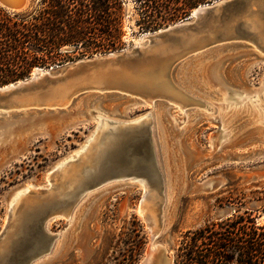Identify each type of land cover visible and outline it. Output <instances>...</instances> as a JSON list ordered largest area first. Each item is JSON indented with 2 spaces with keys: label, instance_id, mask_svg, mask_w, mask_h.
<instances>
[{
  "label": "rangeland",
  "instance_id": "obj_1",
  "mask_svg": "<svg viewBox=\"0 0 264 264\" xmlns=\"http://www.w3.org/2000/svg\"><path fill=\"white\" fill-rule=\"evenodd\" d=\"M189 16L144 32L134 1L124 0L123 44L111 52L142 48L151 34ZM254 19L264 25V18ZM179 51L158 59L151 89L93 88L45 104L0 109V264L19 259L21 234L38 242L33 226L23 233L20 227L30 205L56 198L43 192L58 177L67 182L74 167L92 164L102 142L100 117L99 130L107 122L120 132L137 122L149 127L160 176L113 180L87 192L68 217L46 224L56 237L50 252L32 264H141L155 245L172 253V264H184L181 249L191 232L212 224L218 230L216 224L237 212L264 223V42L235 38ZM109 53L35 68L29 77ZM140 179L150 181L148 190ZM150 210L158 219L154 224Z\"/></svg>",
  "mask_w": 264,
  "mask_h": 264
},
{
  "label": "water",
  "instance_id": "obj_2",
  "mask_svg": "<svg viewBox=\"0 0 264 264\" xmlns=\"http://www.w3.org/2000/svg\"><path fill=\"white\" fill-rule=\"evenodd\" d=\"M29 3L30 0H0V6L11 12L26 10ZM195 10L185 20L151 34L148 43L142 48L84 58L63 65L57 71L45 72L39 78L31 76L19 80L20 83H11L9 87L1 86L0 109L45 104L68 98L77 91L93 88L127 91L151 89L155 86L151 81L152 68L159 62L158 59L164 58L165 53L179 50L182 53L191 52L221 40L235 38L264 42V25L254 19L257 16L264 18V0H218ZM238 16L240 19H237ZM221 26L224 28L223 32L217 30ZM208 30L211 31L210 34H207ZM141 123L137 122L134 127L123 132L109 123L107 131L100 133L99 140L102 142L96 148L92 164L83 168L74 167L77 171L67 182L58 177L51 190L43 192L46 195H57L56 198L30 205L23 214L20 227L23 233L29 224L33 226L38 242L24 240L26 234H21L16 240L18 245L21 244L16 249L19 259L11 264H32L48 254L56 236L46 231V224L56 217H68L79 200L90 190L113 180L129 177L136 180L146 173H156L157 178L160 176L151 130ZM123 137L126 139L123 140ZM52 175L53 178L57 177V174ZM148 179L139 181L145 186V190H148ZM16 205L17 203L11 206L12 218L17 213ZM224 212L221 211V214ZM8 231L2 237L5 238ZM141 264H147V258Z\"/></svg>",
  "mask_w": 264,
  "mask_h": 264
},
{
  "label": "trees",
  "instance_id": "obj_3",
  "mask_svg": "<svg viewBox=\"0 0 264 264\" xmlns=\"http://www.w3.org/2000/svg\"><path fill=\"white\" fill-rule=\"evenodd\" d=\"M141 31L176 22L213 0H133ZM124 0H35L26 10L0 6V87L77 57L122 46ZM76 54V57H71ZM191 232L184 264H264V223L247 212Z\"/></svg>",
  "mask_w": 264,
  "mask_h": 264
},
{
  "label": "bare ground",
  "instance_id": "obj_4",
  "mask_svg": "<svg viewBox=\"0 0 264 264\" xmlns=\"http://www.w3.org/2000/svg\"><path fill=\"white\" fill-rule=\"evenodd\" d=\"M200 7H202V6H200ZM195 11L196 10H194L193 12H192V14H194L195 13ZM153 71V70H152ZM155 71V70H154ZM45 72H47V71H42V73L41 74H43V73H45ZM154 73V72H153ZM41 74L38 76V75H36V74H33V76L32 77H35V78H39L40 76H41ZM155 77H156V75H158L157 73L156 74H153ZM153 76V77H154ZM161 76V75H160ZM157 78V77H156ZM160 79H161V77H160ZM159 79V80H160ZM19 83L21 82V81H18ZM157 82H158V79H157ZM160 82V81H159ZM158 82V83H159ZM163 82V81H162ZM156 83V82H155ZM162 84V83H161ZM163 85V84H162ZM10 86V84H8V85H6V87H9ZM4 88V87H3ZM162 88V87H161ZM165 90V89H164ZM167 90V89H166ZM165 93V92H164ZM169 94H171L170 92H168ZM174 93H172V96H174L175 95V97H177L176 96V94H174ZM3 111V110H2ZM98 120H99V124H98V126H97V129H98V131H99V133H102V132H104V131H107V128H108V126H109V123L110 122H107V124H106V126L104 127V129H101V130H99L101 127H102V123L104 122V120L103 119H101V117L100 118H98ZM86 149V148H85ZM84 152V151H83ZM60 164H62V163H60ZM54 169V168H53ZM49 176V175H48ZM140 184H142L141 182H139ZM143 186V185H142ZM144 187V189H146L145 188V186H143ZM31 188H29V187H27L26 188V192L28 191V190H30ZM146 193V192H145ZM147 200H149L148 201V203L149 202H152L151 200H153V198L151 197V200L150 199H148L147 198ZM147 203V204H148ZM12 204V203H11ZM151 204V203H150ZM149 204V205H150ZM156 204V203H155ZM148 206V205H147ZM10 207H11V205H10ZM148 209H149V207H148ZM151 210H153V209H151ZM150 210V211H151ZM148 212V211H147ZM153 211H151L150 213L151 214H149L148 215V218H149V220L154 224L155 222H156V219L157 218H155V214H153L152 213ZM57 218V217H56ZM53 220V219H52ZM148 220V221H149ZM158 220V219H157ZM51 221V220H50ZM150 222V223H151ZM158 225V224H157ZM152 228V227H151ZM46 256V255H45ZM145 258H147V264H172V253H169V252H167V254H166V250L163 248V247H161V246H157V245H155V246H152V247H150L148 250H147V252H146V257Z\"/></svg>",
  "mask_w": 264,
  "mask_h": 264
}]
</instances>
